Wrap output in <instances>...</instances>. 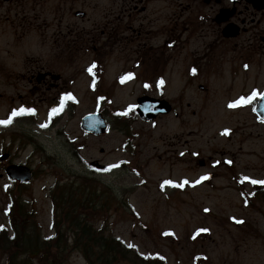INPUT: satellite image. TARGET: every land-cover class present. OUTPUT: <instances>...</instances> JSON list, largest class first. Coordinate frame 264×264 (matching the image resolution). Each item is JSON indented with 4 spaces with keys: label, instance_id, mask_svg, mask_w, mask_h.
<instances>
[{
    "label": "rangeland",
    "instance_id": "rangeland-1",
    "mask_svg": "<svg viewBox=\"0 0 264 264\" xmlns=\"http://www.w3.org/2000/svg\"><path fill=\"white\" fill-rule=\"evenodd\" d=\"M88 13L94 11L88 10ZM12 40L10 30L0 26V118L6 116L7 120L9 114L6 112L10 107L22 101H32L43 112L38 120L45 125L47 100L39 97L19 99L24 93L18 94L16 83L20 80L18 75L32 68V62L45 58L40 51L44 49L42 43L46 42V35H32L29 41L33 43L31 50L22 55ZM81 52L83 55L79 61H83V71L93 60L99 63L89 47ZM79 80L75 86L78 90L75 99L49 98V114L58 117L53 127L44 129L29 121L12 124L5 130L0 125V153L3 149L11 151L16 163L41 165L43 168L28 189H19L23 200L34 202L38 215L31 220L33 225L42 223L40 236L50 237L55 232L61 241H72L75 232L72 224L66 222V216L52 213L50 188L57 179L75 184H82L85 179L108 185L117 196L116 200L121 201L112 211L105 234L112 232L121 239L130 247L133 256H149L162 264H264V194L256 196L255 188L249 183L264 181V125H255L249 111L234 113L232 108H226L227 101L238 93L232 98L219 97L207 102L202 116L197 113V118L191 115L192 110H199L195 100L177 98V106L182 110L179 119L165 117L153 132L150 125H135L145 135L137 141V151L130 156L122 147L124 137L114 132L101 138L83 134L81 119L96 109V102L87 89L90 78L81 76ZM111 81V77H107L104 87ZM167 98L175 102L172 96ZM116 101L123 106L133 102L134 98L119 90ZM205 116L208 128L203 124ZM186 123L194 124L193 128ZM237 127L233 138L224 136L221 131ZM189 131L196 132L193 138L197 140L195 147H190L197 149L201 146L205 150L202 156L213 157L212 161H220L221 165L213 161V167L204 169L193 165L189 158L176 157L178 150L186 147L188 137L185 135ZM15 132L33 138L16 137ZM180 133L183 136L178 135ZM212 149L219 153L213 154ZM42 157L48 165L41 164ZM125 159L132 161L130 167L135 170L119 169L103 176L95 172L100 171L97 165L109 167ZM4 176L0 164V226L6 224L8 218L4 213L8 208L7 196L2 192L6 181ZM78 176L80 180L74 179ZM181 184L183 187L179 186ZM96 186L97 190L101 189ZM246 203L251 208H246ZM26 220L29 219L22 221L21 240L6 248V253H20L31 241L26 236H29L30 228L35 234V227ZM39 242L33 241L32 244L37 247ZM51 251L54 255L49 252L50 258L58 256L57 251ZM42 252L46 250L42 249ZM66 253L59 264H87L77 250ZM8 256H1L0 263H5ZM41 263L49 264V260ZM119 264L134 263L120 261Z\"/></svg>",
    "mask_w": 264,
    "mask_h": 264
},
{
    "label": "flooded vegetation",
    "instance_id": "flooded-vegetation-1",
    "mask_svg": "<svg viewBox=\"0 0 264 264\" xmlns=\"http://www.w3.org/2000/svg\"><path fill=\"white\" fill-rule=\"evenodd\" d=\"M0 26L10 30L13 45L21 55L31 50L32 35H46L40 51L45 58L32 62V68L17 76L20 80L16 90L24 93L21 100L46 99L47 116L49 98L74 96L79 77L92 75L97 81V94L109 98L118 97L119 90L136 99L162 98L166 89L176 83L175 96L195 100L199 109L191 112L195 118L197 113L202 116L207 102L232 98L236 93L226 103L234 113L246 110L255 116L256 107L264 105V0H0ZM86 47L99 63L93 60L83 71V61L79 59ZM107 77L112 81L104 87ZM9 109L10 113L35 110L16 115V124L36 123L43 114L32 101H22ZM181 115L182 110L177 108L175 119ZM205 117L203 124L208 128ZM112 123L115 128L128 125L116 117ZM237 129L230 131L235 135ZM188 135L195 137L196 132ZM15 136L27 137L20 132ZM196 142L187 140L176 157L182 153L193 165L213 167V157L192 156L193 152L205 154L201 146L191 148ZM212 153L219 151L212 149ZM11 162H0L1 169L5 172ZM20 186L14 184L15 189ZM9 192L15 194L12 189ZM26 221L34 227L42 225ZM10 232L0 235V257L10 255L3 264H11L13 258L16 264H30L19 258H36L37 251L6 253L9 247L3 243L22 238L13 234L11 226ZM35 238L34 234L26 236L27 240Z\"/></svg>",
    "mask_w": 264,
    "mask_h": 264
},
{
    "label": "trees",
    "instance_id": "trees-1",
    "mask_svg": "<svg viewBox=\"0 0 264 264\" xmlns=\"http://www.w3.org/2000/svg\"><path fill=\"white\" fill-rule=\"evenodd\" d=\"M77 178L81 179L80 177ZM82 181V184L70 182L58 187L54 192L55 211L62 217L66 216V222L71 223L75 231L72 241H61L62 239L58 238L57 235L55 240L39 242L36 244L37 247L29 245L28 248L36 250L44 248L50 252V255H54L51 250L57 251V257H49V264L62 263L66 252L71 249L81 253L87 264H119L120 261L134 264L161 263L156 258L133 256L131 249L127 248L119 239H116L112 234H105L107 224L100 230H96L92 226L90 221L98 220L100 217L106 218L109 209L105 207L116 200L117 196L115 194L110 195L105 187L102 190L105 189L106 193L97 192L94 181L85 179ZM93 185L94 187H92ZM116 202L121 203L119 198ZM71 243H73L72 246H70ZM7 244L6 242L3 243L5 247L8 246Z\"/></svg>",
    "mask_w": 264,
    "mask_h": 264
},
{
    "label": "snow or ice",
    "instance_id": "snow-or-ice-1",
    "mask_svg": "<svg viewBox=\"0 0 264 264\" xmlns=\"http://www.w3.org/2000/svg\"><path fill=\"white\" fill-rule=\"evenodd\" d=\"M193 71H195V70H193ZM160 83L161 84H163L164 82H163V80H161L160 81ZM147 86V85H146ZM68 98H73L72 96H71V94H68ZM230 106H236L235 104H232V105H230ZM35 110L34 109H20V110H18V111H15V112H13L12 113V116H16V115H20V114H22V113H24V112H34ZM53 111L55 112L56 111V109H53ZM0 123H4V124H9V123H11V119H9V120H5V121H0ZM228 132V130L226 129L225 130V133H227ZM247 179V178H246ZM199 181H197V183H198ZM253 183H261V184H264V181H252ZM165 183H168V184H171V183H173L172 181H165ZM184 183H188V181H184ZM180 187H183V184H181V185H179ZM201 231H207V229H202Z\"/></svg>",
    "mask_w": 264,
    "mask_h": 264
}]
</instances>
